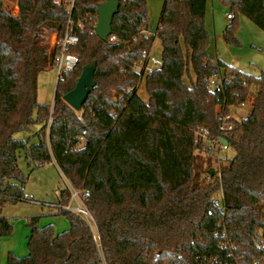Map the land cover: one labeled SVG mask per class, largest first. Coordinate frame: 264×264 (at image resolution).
<instances>
[{"label":"trees","instance_id":"trees-1","mask_svg":"<svg viewBox=\"0 0 264 264\" xmlns=\"http://www.w3.org/2000/svg\"><path fill=\"white\" fill-rule=\"evenodd\" d=\"M103 1L75 0L70 19L78 41L70 52L78 61L58 78L52 104H41L37 78L56 50L48 34L64 32L67 8L56 0H17L13 14L0 0V237L12 231L3 206L26 198L21 153L30 171L54 161L73 187L88 191L100 237L98 247L89 225L70 211H57L68 221L59 233L31 217L27 254L9 253L7 264H201L208 258L254 264L264 240V75L228 66L229 89L239 92L228 102L250 96L251 111L228 138L233 157L224 159L219 176L214 168L210 175V166L198 164L202 146L194 136L200 125L211 137L219 133L218 94L205 86L214 69L206 51L208 0H164L158 27L147 36L138 35L147 26L146 0H119L111 22L115 40L105 42L93 30ZM217 1L234 15L223 31L226 42L236 41L238 13L264 32V0ZM155 36L161 65L142 74L133 62L151 50ZM92 60L95 85L75 110L63 95ZM142 79L147 102L137 94ZM35 124L30 138L14 137ZM220 188L224 213L212 204ZM68 198L63 187L59 201Z\"/></svg>","mask_w":264,"mask_h":264},{"label":"rangeland","instance_id":"rangeland-1","mask_svg":"<svg viewBox=\"0 0 264 264\" xmlns=\"http://www.w3.org/2000/svg\"><path fill=\"white\" fill-rule=\"evenodd\" d=\"M164 0H146L147 9V33H154L157 29ZM11 13L14 9L6 7ZM229 9L217 0H208L204 16L205 29L209 39L206 47L207 54L211 57H218L226 66L235 64L236 68L252 76L264 75V32L245 15L238 13L234 21L235 42H226L223 38V31L229 24L225 14ZM51 34H48L49 44ZM160 39L155 36L150 53L157 59L161 58ZM56 69L52 65L42 70L37 78V101L41 104H50L53 101L56 85ZM187 81L186 76L183 77ZM137 94L147 102L148 95L142 79L137 86ZM251 101L246 100L243 105L233 111L236 120L246 117L251 111ZM39 128L35 124L30 131H20L14 134L15 138L28 139ZM35 139L31 138L30 142ZM234 150L229 147L226 152L221 153L219 158L209 156L205 151H197L198 164L201 169L208 166L219 169L224 159L233 157ZM18 164L22 172L28 174L24 186L23 200L9 201L2 208V216L12 223V231L9 235L0 239V264H7V255L13 253L21 257L28 252L27 239L29 227L27 219L37 217V224L44 226L51 224L54 232L59 233L68 228L66 217L53 207L47 205L50 202H57L58 193L65 185L62 173L53 163H46L28 169L23 153L20 154Z\"/></svg>","mask_w":264,"mask_h":264},{"label":"built area","instance_id":"built-area-1","mask_svg":"<svg viewBox=\"0 0 264 264\" xmlns=\"http://www.w3.org/2000/svg\"><path fill=\"white\" fill-rule=\"evenodd\" d=\"M65 4L68 12L67 24L64 32L61 35L56 33L51 34L50 47H54L55 56L53 61V66L56 69V81L61 76L62 73L72 70L77 64V57L70 52V46L78 41V36L72 32V21L71 13L74 7L75 0H58ZM228 20H231L234 15L231 12H226L225 14ZM145 30L138 33L139 36H147ZM108 40H115L114 36H108ZM211 63L214 64V69L212 73L205 79V86L208 90L218 94V103L215 106V119L218 123V135L211 137L209 135L208 129L200 125L194 131L195 139L201 142L202 150L205 151L209 156L214 158H219L221 153L227 151L230 146L228 138L232 136L235 129L236 120L233 116V111L236 107L243 105L246 100L251 101L252 98L247 96L244 100L240 102H228L238 96L239 92L236 90L229 89L232 85L231 71L228 66L220 65L217 62V57L207 58ZM134 69L142 74L149 73L161 65V59H157L155 55H152L147 51L142 52L141 56L133 62ZM244 84V82H242ZM220 98V99H219ZM221 139L225 140V143L221 142ZM219 169H216L217 175L219 176ZM215 173V171H214ZM63 175V174H62ZM65 179V188L69 193V198L67 202H50L47 205L54 208L56 211H70L79 217H81L92 229L93 239L97 246L100 247V237L96 231L95 221L86 206V199L89 195L87 190H81L73 187L68 179L63 175ZM213 207L216 208L220 213H224L225 201L222 189L220 188L217 193L212 197ZM211 214V210L207 211ZM225 232H221L224 235ZM218 234V231H216ZM260 254L255 257L254 264H261L264 261V240L258 244ZM196 259H200L198 255L195 256ZM166 264V263H164ZM201 264H222L216 258L205 259Z\"/></svg>","mask_w":264,"mask_h":264},{"label":"water","instance_id":"water-1","mask_svg":"<svg viewBox=\"0 0 264 264\" xmlns=\"http://www.w3.org/2000/svg\"><path fill=\"white\" fill-rule=\"evenodd\" d=\"M119 0H105L98 4L96 10V24L93 28L95 35L102 41H107L111 34V22L114 14L118 11ZM237 64H235L236 66ZM96 61L92 60L84 64L81 72L73 86L63 95V99L75 110H80L89 92L95 85L94 72ZM57 82V81H56ZM222 143L225 140L221 139ZM214 174V169L210 168V175Z\"/></svg>","mask_w":264,"mask_h":264},{"label":"crops","instance_id":"crops-1","mask_svg":"<svg viewBox=\"0 0 264 264\" xmlns=\"http://www.w3.org/2000/svg\"><path fill=\"white\" fill-rule=\"evenodd\" d=\"M56 1H58V0H56ZM2 2H3V4H4L5 7H8V6L12 7L14 9V13H17L18 12L17 0H2ZM52 102L50 104H52ZM50 163H53L56 166V164L54 163V161H52ZM57 169H58V167H57ZM58 200H59V193H58V199H57V201ZM0 239H2V237H0Z\"/></svg>","mask_w":264,"mask_h":264}]
</instances>
